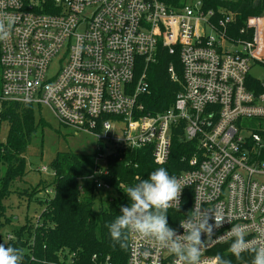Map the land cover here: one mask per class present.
<instances>
[{
  "label": "built area",
  "instance_id": "obj_1",
  "mask_svg": "<svg viewBox=\"0 0 264 264\" xmlns=\"http://www.w3.org/2000/svg\"><path fill=\"white\" fill-rule=\"evenodd\" d=\"M233 17L201 0L178 7L166 0H0V21L10 25L0 39V102L45 106L60 125L94 138L100 151L78 178L79 191L84 182L111 190L101 176L106 155L117 149L150 147L153 162L162 165L177 131L196 142L189 168L176 176L186 185L184 210L171 227L183 234L180 221L195 206L222 212V225L209 237L202 234L201 264H216L218 254L251 264L253 254L237 261L228 251L232 226L256 246L264 243V78L250 73L264 67V16L249 17L235 37ZM161 50L178 56L181 78L171 64L168 72L181 89L170 107L152 114L142 98L149 93L148 65ZM58 54L60 67L48 75ZM252 118L259 119L255 127ZM176 259L128 234L126 264Z\"/></svg>",
  "mask_w": 264,
  "mask_h": 264
},
{
  "label": "trees",
  "instance_id": "obj_2",
  "mask_svg": "<svg viewBox=\"0 0 264 264\" xmlns=\"http://www.w3.org/2000/svg\"><path fill=\"white\" fill-rule=\"evenodd\" d=\"M166 1L171 7H178L184 0ZM201 1L206 8H221L233 14L229 32L234 37L244 29L249 17L264 16V0ZM245 33L250 34L248 30ZM170 64L180 79L176 54L161 50L156 62L148 65L149 93L142 98L146 112L155 114L167 109L180 91V81L172 80L168 72ZM39 108L0 102V123L5 122L7 127L5 140H0V244L6 241L13 247H22L27 253L24 264H126L127 247L114 243L106 226L120 214L121 206L129 205L124 190L147 179L159 167L174 176L188 169V158L195 151L196 142L184 141L182 132L177 131L168 161L162 165L153 162L150 147H125L106 155L107 174L101 179L110 186L111 193L103 201L100 190L89 183L82 184L83 192L78 189V178L89 172L100 150L91 154L57 151L49 165L53 174L50 180L40 179L32 185L25 178L28 149L47 125L36 113ZM48 188L52 194L45 193ZM183 210H168L170 227ZM8 234L12 238L6 240Z\"/></svg>",
  "mask_w": 264,
  "mask_h": 264
},
{
  "label": "clouds",
  "instance_id": "obj_3",
  "mask_svg": "<svg viewBox=\"0 0 264 264\" xmlns=\"http://www.w3.org/2000/svg\"><path fill=\"white\" fill-rule=\"evenodd\" d=\"M10 25L0 21V39L7 37ZM186 185L176 176L170 175L164 167L151 171L147 179L124 190L128 206H121L120 214L107 224L112 241L121 248L127 247L129 233L138 234L154 242L157 246L173 254L175 264H201L205 241L202 234L212 235L213 228H219L225 217L219 209H201L194 207L187 217L180 221L183 234L170 227L167 219L168 210L176 207L179 210L180 197ZM214 219V224L209 220ZM228 234L232 236L228 251L237 261L242 253L253 254L251 264H264V243L256 246L245 239L244 230L232 226ZM5 244L8 246L6 247ZM27 253L22 247H13L6 241L0 244V264H24ZM216 264H233L231 259L219 254L214 258Z\"/></svg>",
  "mask_w": 264,
  "mask_h": 264
},
{
  "label": "rangeland",
  "instance_id": "obj_4",
  "mask_svg": "<svg viewBox=\"0 0 264 264\" xmlns=\"http://www.w3.org/2000/svg\"><path fill=\"white\" fill-rule=\"evenodd\" d=\"M60 54L51 59L48 65L47 74L51 75L60 67ZM173 66V64H171ZM174 69V67H173ZM175 71V69H174ZM250 73L260 79L264 78V67H255ZM45 120L43 133H38L33 139L27 154L28 173L25 177L32 185L37 184L40 179L50 180L53 176L49 167L57 151H73L79 154H91L96 151L95 140L92 136L84 132H76L74 129L60 125L53 117L52 113L45 106H40L36 112ZM259 119L252 118L249 124L253 127L257 125ZM7 132L5 122L0 123V140L4 141ZM109 147L104 149L105 153ZM41 166L47 168L46 172L40 170ZM109 191H100L101 199L104 201ZM100 199V200H101ZM99 200V199H98ZM14 205L16 200L13 201ZM98 203V201H97ZM22 210V208H20ZM17 212V211H15Z\"/></svg>",
  "mask_w": 264,
  "mask_h": 264
}]
</instances>
